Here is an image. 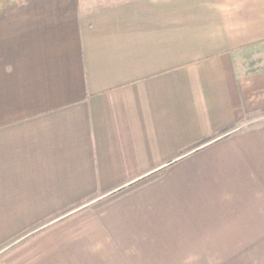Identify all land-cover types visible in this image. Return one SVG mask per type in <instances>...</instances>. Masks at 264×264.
<instances>
[{"label": "crops", "instance_id": "0c3cea01", "mask_svg": "<svg viewBox=\"0 0 264 264\" xmlns=\"http://www.w3.org/2000/svg\"><path fill=\"white\" fill-rule=\"evenodd\" d=\"M257 261L264 0H0V264Z\"/></svg>", "mask_w": 264, "mask_h": 264}, {"label": "rangeland", "instance_id": "374dc122", "mask_svg": "<svg viewBox=\"0 0 264 264\" xmlns=\"http://www.w3.org/2000/svg\"><path fill=\"white\" fill-rule=\"evenodd\" d=\"M256 263H257V264H262L263 262L261 263L260 261H257ZM263 264H264V263H263Z\"/></svg>", "mask_w": 264, "mask_h": 264}]
</instances>
